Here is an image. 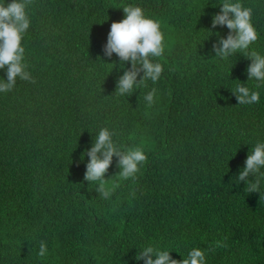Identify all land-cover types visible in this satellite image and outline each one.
<instances>
[{"label":"trees","instance_id":"1","mask_svg":"<svg viewBox=\"0 0 264 264\" xmlns=\"http://www.w3.org/2000/svg\"><path fill=\"white\" fill-rule=\"evenodd\" d=\"M224 2L31 0L21 46L35 83L18 77L0 92V264H144L135 257L148 246L177 260L201 248L206 264H264V178L252 193L237 179L264 143V81L248 80L245 52L212 51L230 31L212 28ZM231 2L252 9L258 39L247 53L264 56V0ZM126 6L160 22L165 50L150 58L163 67L158 81L119 95L131 62L103 49ZM240 84L259 102L238 104ZM102 128L122 151L141 147L148 158L125 180L113 157L108 199L84 180V153Z\"/></svg>","mask_w":264,"mask_h":264},{"label":"clouds","instance_id":"2","mask_svg":"<svg viewBox=\"0 0 264 264\" xmlns=\"http://www.w3.org/2000/svg\"><path fill=\"white\" fill-rule=\"evenodd\" d=\"M30 3L31 0H11L6 6L0 4V69L6 68L7 76L6 82L0 81V92L11 91L16 86L18 77L23 81L35 83L26 71L27 65L23 63L25 48L21 46L24 34L30 26L26 13V6ZM123 11L125 18L111 24L103 49L104 55L109 58L115 53L120 58V63L131 62V68L125 70L118 79L116 91L119 95L133 93L134 86L144 84L145 80L150 79L154 83L158 81L163 67L158 62H152L150 58L161 57L165 50L159 21L147 18L139 6H126ZM252 14L251 8L243 7L239 2L225 0L220 13L212 18V28L226 25L230 31L226 38L220 37L213 44L212 51L215 56L223 59L238 52H245L251 60L247 67L248 80L255 78L264 81V56L256 51L247 53L249 46L258 39V33L251 22ZM208 31L211 32V29ZM141 72L143 76L138 80ZM233 93L240 105L258 103L260 99L259 92H250L244 84L238 85ZM155 95L156 89L153 88L144 97L149 106L154 103ZM113 136L114 132L102 128L95 137L93 146L84 153L90 158L84 180L98 181L96 192L104 199L110 198L114 191V188L106 187L108 180H105V174L112 165L114 156L118 158L117 167L120 168L117 176L125 180L134 179L140 171V166L148 159L141 147L122 151L114 143ZM245 165L237 177L238 181L246 182L248 193L259 192L261 178H264V174L260 173V169L264 168V143H257L252 148ZM250 176L255 177L254 181H249ZM215 246L227 247V244L217 241ZM38 255H47V247L43 241L40 243ZM205 257V250L193 248L186 258L177 260L172 258L170 251L148 246L135 259L143 260L144 264H206Z\"/></svg>","mask_w":264,"mask_h":264}]
</instances>
